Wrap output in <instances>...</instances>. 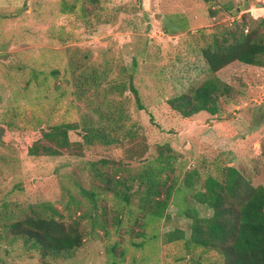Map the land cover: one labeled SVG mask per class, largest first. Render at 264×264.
Here are the masks:
<instances>
[{
  "label": "rangeland",
  "instance_id": "rangeland-1",
  "mask_svg": "<svg viewBox=\"0 0 264 264\" xmlns=\"http://www.w3.org/2000/svg\"><path fill=\"white\" fill-rule=\"evenodd\" d=\"M263 1L0 0V264H110L107 239L89 233L92 202L85 190L100 191L103 185L91 170L92 161L111 159L116 164L103 169L128 176L168 144L177 173L184 165L183 171L196 168L204 176L216 175L234 165L255 186H264V65L236 60L213 71L203 54L223 29L263 18ZM93 71L101 76L100 85L90 81L91 86L79 88ZM131 72L146 109L138 108L129 88L122 95L108 93L125 109V128L117 133L121 143L73 146L57 157L23 151V132L81 121L86 115L100 120L104 90ZM211 78L219 79L221 90L231 86L229 94L220 96V113L182 117L170 108L167 99ZM138 126V138H124L126 129ZM71 138L82 137L72 133ZM99 197L114 217L116 199ZM186 197L187 206L201 216L212 215L192 191ZM39 201L51 202L66 222L81 221L84 245L72 256L44 262L4 229L3 224L25 217ZM138 202L135 197L129 209L136 210ZM178 211L177 203H170L159 230L154 224L145 230V219L124 216L128 224L112 238L121 242L117 255L125 250L122 264H223L216 251L166 243L167 231L180 227L190 233L191 219ZM142 231H158L157 249L155 242L145 248L133 244L144 240L137 237Z\"/></svg>",
  "mask_w": 264,
  "mask_h": 264
},
{
  "label": "trees",
  "instance_id": "trees-1",
  "mask_svg": "<svg viewBox=\"0 0 264 264\" xmlns=\"http://www.w3.org/2000/svg\"><path fill=\"white\" fill-rule=\"evenodd\" d=\"M223 30L221 38L215 36L203 48L210 70L218 71L236 60L255 66L264 65V17L251 25L244 19L237 23V27ZM134 74L129 73L126 79H121L117 84L113 82L108 91L104 90L102 98L106 100L102 102L105 107L98 109H102L100 120L95 122L86 115L81 121H66L48 129L23 132L19 137L23 151L29 156L57 157L73 146L121 143L123 138L117 136V133L125 128V109L122 102H117L108 93L118 92L122 95L129 88L138 108L145 110ZM89 76V79L85 77L81 81L79 88L91 86L87 83L90 81L92 85H100L98 78L101 76L95 71ZM218 80L208 79L198 87L170 97L167 103L182 117H193L203 111L216 115L221 111L220 96L229 94L231 90V86L221 90ZM139 128L126 129L124 138H138ZM72 133L80 135L81 140H72ZM157 149V155L145 160L139 170L128 176H118L120 170L113 174L105 171L103 167L116 164L111 159L92 161L90 164L91 170L100 177L103 185L100 191L85 190L92 202L89 213L92 226L89 233L107 239L108 262L122 264L125 261V250L117 255L121 242L117 239L112 241L114 234L121 235L122 229L128 224L124 216L136 221L145 219V230L152 224L159 230L160 220L169 217L168 206L170 203H177L179 214L191 219L190 233L187 235L185 229L180 227L167 231L166 243H184L189 251L197 248L216 251L223 264H264V186H255L234 165L224 167L216 175L208 173L204 176L196 168L183 171L184 165L180 173H177L173 163L175 155L170 145L165 144ZM190 191L196 201L212 209L211 216H201L198 209L187 206L186 195ZM102 194H111L116 199L112 206L116 211L114 217L110 216L107 205L100 204L99 195ZM135 197L139 202L133 211L129 207ZM31 209L32 212L25 217L3 224L4 229L12 233V241H20L25 251L38 253L45 262L48 259L70 257L84 245L85 232L80 220L64 221V214L48 201H39ZM129 232L132 231L126 228V233ZM139 236H143L144 240L134 242L136 247L155 242V247L158 248V231L151 234L147 231L138 232L137 237ZM152 254L153 252L150 256H154Z\"/></svg>",
  "mask_w": 264,
  "mask_h": 264
},
{
  "label": "built area",
  "instance_id": "built-area-1",
  "mask_svg": "<svg viewBox=\"0 0 264 264\" xmlns=\"http://www.w3.org/2000/svg\"><path fill=\"white\" fill-rule=\"evenodd\" d=\"M258 7H259V8L261 7V3L258 5Z\"/></svg>",
  "mask_w": 264,
  "mask_h": 264
}]
</instances>
